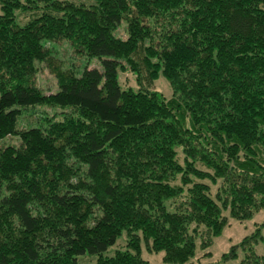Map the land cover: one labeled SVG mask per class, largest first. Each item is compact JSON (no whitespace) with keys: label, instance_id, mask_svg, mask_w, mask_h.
<instances>
[{"label":"trees","instance_id":"1","mask_svg":"<svg viewBox=\"0 0 264 264\" xmlns=\"http://www.w3.org/2000/svg\"><path fill=\"white\" fill-rule=\"evenodd\" d=\"M0 10V264H148L142 244L164 263L199 264L226 214L264 210V0H0ZM63 41L85 66L56 62L49 46ZM43 65L53 92L36 84ZM127 72L134 86L122 89ZM37 106L68 113L19 130ZM122 234L125 248L105 256ZM259 244L264 221L221 260L264 264Z\"/></svg>","mask_w":264,"mask_h":264},{"label":"rangeland","instance_id":"2","mask_svg":"<svg viewBox=\"0 0 264 264\" xmlns=\"http://www.w3.org/2000/svg\"><path fill=\"white\" fill-rule=\"evenodd\" d=\"M1 12V10H0ZM123 24L119 26L114 31V35L121 37L123 33ZM125 37V35H124ZM56 62H58L63 69L75 70L81 69L82 66H85L86 59L77 55L66 42L56 43L53 47L49 46ZM97 60H89V66H96ZM36 84L40 87L43 92H53L56 89V81L53 75L49 70L45 69V66L39 67L38 73L36 75ZM119 83L122 89H127L129 86H134V81L131 76V73H123L119 76ZM154 89L159 91L168 97L171 94L170 86L166 80L162 77H159L155 84ZM67 114L68 111L64 109H56L50 107H30L24 109L21 112V116L18 119L17 128L19 130L29 129L32 127H41L46 128L47 125L53 123V121H60L63 119V116ZM18 143L17 139L12 138L6 141V144ZM180 158V157H179ZM227 216V225L222 229L220 235L213 239L212 245L204 251H201L199 247L196 250L195 257L191 260L192 262L197 263L200 258L199 264H241L240 259L242 255L238 252V258L235 260L222 261L221 256L229 252L230 248L234 245H238L243 237L250 234L256 224H259L264 221V210L255 214L251 219L244 221H236ZM199 242V241H198ZM127 240L125 234L120 236L115 244L109 247L108 251L104 254L105 256H111L115 250L124 249L126 246ZM142 258L148 262V264H167L162 261V253H148L145 250L144 245L142 244ZM210 254H209V253ZM256 252L258 255L264 254L263 247L259 244L256 246ZM208 253L207 257L204 258L203 254ZM96 261L95 257L86 255L79 258V264H94Z\"/></svg>","mask_w":264,"mask_h":264}]
</instances>
